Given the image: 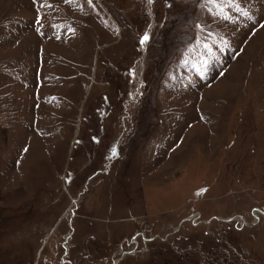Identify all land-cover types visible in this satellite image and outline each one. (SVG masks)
Wrapping results in <instances>:
<instances>
[{"label":"rangeland","instance_id":"rangeland-1","mask_svg":"<svg viewBox=\"0 0 264 264\" xmlns=\"http://www.w3.org/2000/svg\"><path fill=\"white\" fill-rule=\"evenodd\" d=\"M0 264H264V0H0Z\"/></svg>","mask_w":264,"mask_h":264},{"label":"snow or ice","instance_id":"snow-or-ice-1","mask_svg":"<svg viewBox=\"0 0 264 264\" xmlns=\"http://www.w3.org/2000/svg\"><path fill=\"white\" fill-rule=\"evenodd\" d=\"M149 3H152V0H148ZM235 0H203L204 5H214L218 6V10L222 11L223 6L225 3L231 4L234 3ZM89 3H91V0H89ZM148 39L147 33L144 35V37L141 38V43L143 44Z\"/></svg>","mask_w":264,"mask_h":264}]
</instances>
